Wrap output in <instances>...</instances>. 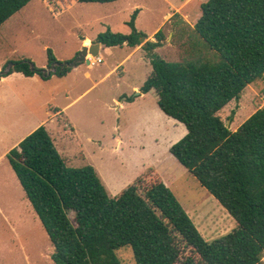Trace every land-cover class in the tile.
I'll return each mask as SVG.
<instances>
[{
  "label": "trees",
  "instance_id": "16d2710c",
  "mask_svg": "<svg viewBox=\"0 0 264 264\" xmlns=\"http://www.w3.org/2000/svg\"><path fill=\"white\" fill-rule=\"evenodd\" d=\"M33 0H0V27ZM106 4L118 0H76ZM128 35L106 32V47L142 45L153 72L141 93L155 90L158 105L182 123L187 134L170 153L235 220L230 233L213 241L201 235L174 193L154 171L110 198L92 166L70 168L45 126L7 155L27 199L54 246L53 264H123L130 248L135 264H261L264 257V107L231 131L220 112L252 83L264 81V0H208L194 32L219 61H167L155 41L135 27ZM49 66L56 62L49 49ZM71 68L45 74L31 60L16 61L1 76H65ZM233 122V117L231 118ZM72 215V217L70 216Z\"/></svg>",
  "mask_w": 264,
  "mask_h": 264
},
{
  "label": "rangeland",
  "instance_id": "374dc122",
  "mask_svg": "<svg viewBox=\"0 0 264 264\" xmlns=\"http://www.w3.org/2000/svg\"><path fill=\"white\" fill-rule=\"evenodd\" d=\"M207 1L121 0L113 4H81L70 0H33L0 27V69L7 70L14 62L24 59L44 70L54 64L73 62L84 48L79 49L82 38L86 36L95 40L106 32L130 34L127 23L140 9L142 12L135 25L137 31L151 35L158 29L157 32L166 35L165 47L158 54L154 51L158 56L170 62H217L219 55L210 50L189 26L195 25L201 15V5ZM49 49L57 60L51 66L48 64ZM128 52V49L120 47L103 50V64L90 68L87 63H80V71H89L98 80L104 75V70L113 68ZM119 75L121 72L88 96L80 98L67 112L68 118H73L85 134L93 133L100 140L88 143L82 137L75 139L72 151H77L76 157L72 161L66 159L68 167L93 166L99 170L96 172L110 198L117 197L150 168H157L205 240L213 241L230 233L237 226L235 220L170 153L172 145L186 135V127L178 122L174 124L167 116L158 121L148 113L149 106L146 107L145 103L131 105L136 94L128 82L117 87ZM70 81L55 78L51 83L52 90H69ZM105 86L108 88L104 90ZM78 95L71 91L54 104L65 106ZM115 100L122 101L125 107L120 109ZM148 101L151 103L150 98ZM143 106L145 109L142 110ZM263 107L264 81L258 80L244 90L240 100L232 101L219 115L226 125L230 121L233 131L237 124H242ZM48 111L52 116V110ZM59 119L63 120L62 117ZM81 121L88 124L82 126ZM146 128L156 139L147 136L142 144L141 133ZM66 130L67 135H72L69 129ZM182 132V137L175 140ZM150 138L154 141L150 142ZM157 143L168 147L157 148ZM118 145L119 151H116ZM80 152L83 154L79 155ZM62 157L65 159L66 155ZM0 160V264H53L54 246L47 232L7 157ZM105 176L111 181L110 186ZM117 255L123 264H135L130 248L119 249ZM261 264H264V257Z\"/></svg>",
  "mask_w": 264,
  "mask_h": 264
},
{
  "label": "crops",
  "instance_id": "0c3cea01",
  "mask_svg": "<svg viewBox=\"0 0 264 264\" xmlns=\"http://www.w3.org/2000/svg\"><path fill=\"white\" fill-rule=\"evenodd\" d=\"M70 1L79 3L76 0H70ZM120 1L121 0H118L116 2H120ZM116 2L106 3V4H113ZM81 4H99V3H81ZM140 11L142 12V9H140ZM139 13L137 17L139 16ZM168 16H166V18ZM137 17L135 20V25L138 21ZM166 21H167L166 23H168V20ZM196 22L197 21H195V24ZM189 26L192 29H194V25L189 24ZM157 31L158 29L154 30V32L151 35H148L145 33L148 36L147 41L154 42L155 41L154 35L156 34ZM95 43H98L96 41V38L95 40H93L92 38L86 36L82 38L79 49H82L83 47H90L92 44H95ZM98 44L100 46H99L97 57L101 59V62L95 63L94 65L87 64L88 67L90 68L96 67L97 65L104 63V59L101 56V52L103 50L113 49L116 47L129 50L126 56L123 57L117 65H115L113 68L104 70L103 71L104 75L101 76L98 80L95 79L94 78L95 76L94 75L92 76V74L89 71L81 73L80 64H78L74 68H71V70L65 76L59 77L57 75H53L48 80H44L38 75L27 77L23 75L22 73H13L9 76H4V77H2L0 74V117H1V120H0V151H4L0 155V158L5 157V156L7 157V154L13 148L18 147L19 144L26 137H28L31 133H33L40 126H45L46 130L50 134L54 142V145L56 149L58 150V152L60 153L61 157L62 155H66L65 159L64 157H62L66 165H67L66 159H70V161H72V159L76 157L75 152L77 151H72L73 144L76 145V142L74 141L75 139H79V137H82L88 143H93L94 141H100L99 139L97 140L93 136V133L85 134L84 131L80 128V126L74 122V119L73 118L69 119L66 114L70 110L71 106L76 101H78L80 98L84 96H88L89 94H91L100 85L105 84L113 76H115L118 72H121V75L117 77V80H116L117 87L124 84L123 82H128L127 85L130 87L132 92L136 94V97L134 101H132L131 105L138 104L139 102H142L143 104L145 103L146 107L149 106L148 113H150L152 117H156L155 119H157L158 121L163 120L164 119L162 118L163 116H167L159 108L158 95L155 90H151L146 94H142L140 91L141 87L144 85V83L147 81V79L151 76L153 72V68L151 66L150 60L147 57V53L143 49L142 45L137 46V47H130L127 44H124L123 46L106 47L105 45L101 43H98ZM164 45H165V42H164ZM163 46L155 50L157 54L160 53L161 49L165 47ZM163 59L167 60L166 58H163ZM8 69L5 70V72L8 71ZM1 71L2 70L0 69V72ZM55 78H58V79L64 78V79L71 80L68 83L70 86V89L59 91L58 89L54 88L52 90L51 83L53 79ZM131 81H133V83H131ZM107 88L108 86H105L103 89L105 90ZM71 91H76L77 93H79L76 99H74L72 102H70L69 104L65 106H61L60 104H54L55 102H57V100L60 97L67 96V93H70ZM148 98L151 99V103L148 101ZM115 102L118 105V107H120V109H123L125 107L122 101L115 100ZM141 109L143 110L145 109V107L143 106L141 107ZM38 110H41L43 113H41ZM48 110L50 111L52 110L51 111L53 112L52 116H50L51 114H49ZM59 117H62L63 120H60V119L58 120ZM172 120L174 124L178 122L174 119ZM87 124H88L87 121L84 123L81 121L80 123V125L82 126H85ZM240 124H237L233 128V131H236L237 128L240 126ZM61 125L63 128H61ZM174 128H178V125H174ZM66 129H69L72 135H67ZM183 133L184 132H182V134L177 136L175 140L181 138ZM150 135L151 133L149 132L147 128L144 131H142L141 143L143 144V141L145 140V138ZM152 141H154V139L150 138V142ZM119 142L121 143L122 141L120 140ZM97 143H101V142H96V144ZM119 145L116 147L115 149L116 151H119ZM3 147H4V150H1V148ZM167 147L168 146L165 147L162 144L157 143V148L167 149ZM80 148H82V146ZM81 154H83V152H80L79 155ZM1 162L2 161L0 160V165H1ZM95 171H97V169H95ZM149 171H154L156 174H158L161 177L163 183L169 188V184L165 181L163 175H161L160 171L157 168H150L143 175H146ZM97 172H99V170ZM16 179L18 181L17 176H16ZM104 179L105 181H108L106 176ZM110 185H111V181L109 182V186ZM109 186L106 183V187H109Z\"/></svg>",
  "mask_w": 264,
  "mask_h": 264
},
{
  "label": "water",
  "instance_id": "95a60500",
  "mask_svg": "<svg viewBox=\"0 0 264 264\" xmlns=\"http://www.w3.org/2000/svg\"><path fill=\"white\" fill-rule=\"evenodd\" d=\"M99 46L100 45L98 43H95V44H92L90 47H84L82 49V51H80V53L78 54V57L73 62L63 63V64H60V65L54 64L51 67H49L46 70H44V73L45 74H50L51 72H55L56 68H57L56 66H58L61 69H63L65 67L74 68L78 64L84 63V62L89 64V60L87 59V56L91 55L93 57H97L98 56V51H99ZM227 127L228 128L230 127V121L228 122Z\"/></svg>",
  "mask_w": 264,
  "mask_h": 264
},
{
  "label": "built area",
  "instance_id": "2783aa9c",
  "mask_svg": "<svg viewBox=\"0 0 264 264\" xmlns=\"http://www.w3.org/2000/svg\"><path fill=\"white\" fill-rule=\"evenodd\" d=\"M88 56H87V59L89 60V65H94L95 63L101 62V59L99 57H93L91 55H88Z\"/></svg>",
  "mask_w": 264,
  "mask_h": 264
},
{
  "label": "bare ground",
  "instance_id": "6f19581e",
  "mask_svg": "<svg viewBox=\"0 0 264 264\" xmlns=\"http://www.w3.org/2000/svg\"><path fill=\"white\" fill-rule=\"evenodd\" d=\"M89 57V56H88Z\"/></svg>",
  "mask_w": 264,
  "mask_h": 264
}]
</instances>
